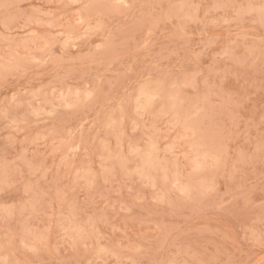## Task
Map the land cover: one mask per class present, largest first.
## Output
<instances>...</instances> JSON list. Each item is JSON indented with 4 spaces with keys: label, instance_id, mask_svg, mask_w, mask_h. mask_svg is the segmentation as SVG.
Segmentation results:
<instances>
[{
    "label": "rangeland",
    "instance_id": "1",
    "mask_svg": "<svg viewBox=\"0 0 264 264\" xmlns=\"http://www.w3.org/2000/svg\"><path fill=\"white\" fill-rule=\"evenodd\" d=\"M0 264H264V0H0Z\"/></svg>",
    "mask_w": 264,
    "mask_h": 264
},
{
    "label": "bare ground",
    "instance_id": "2",
    "mask_svg": "<svg viewBox=\"0 0 264 264\" xmlns=\"http://www.w3.org/2000/svg\"><path fill=\"white\" fill-rule=\"evenodd\" d=\"M76 1H77V0H76ZM157 1H158V0H157ZM160 7H161V6H160ZM174 9H175V8H174ZM162 10H163V9H162ZM171 10H173V9H171ZM171 10H170V11H171ZM177 10H178V9H177ZM248 15H249V14H248ZM252 15H253V14H252ZM80 18H81V17H80ZM83 19H84V18H83ZM83 19H82V20H83ZM121 27H122V26H121ZM66 45H67V44H66ZM256 48H257V47H256ZM29 52H30V51H29ZM254 61H255V60H254ZM21 67H22V66H21ZM25 67H26V66H25ZM174 85H175V84H174ZM174 96H175V95H174ZM171 97H172V96H171ZM177 97H178V96H177ZM126 99H127V98H126ZM129 99H130V98H129ZM137 99H138V98H137ZM181 102H182V101H181ZM180 104H183V103H180ZM172 107H173V106H172ZM172 107H171V108H172ZM177 107H178V106H177ZM177 107H176V108H177ZM179 108H180V107H179ZM163 109H164V108H163ZM145 113H147V112H145ZM149 118H151V116H149ZM129 128H130V127H129ZM181 133H182V132H181ZM179 134H180V132H179ZM143 135H144V134H143ZM227 140H228V139H227ZM72 141H73V140H72ZM156 143H157V142H156ZM156 143H155V144H156ZM188 144H189V143H188ZM151 145H152V144H151ZM189 145H190V144H189ZM152 146H153V145H152ZM151 148H152V147H151ZM152 149H153V148H152ZM147 154H148V153H147ZM219 154H220V153H219ZM142 155H143V154H142ZM221 156H222V155H221ZM209 160H210V159H209ZM225 161H226V160H225ZM225 164H226V163H225ZM141 166H142V165H141ZM211 166H212V165H211ZM225 166L227 167V165H225ZM102 181H103V180H102ZM178 189H179V188H178ZM4 259H5V258H3V260H4Z\"/></svg>",
    "mask_w": 264,
    "mask_h": 264
}]
</instances>
